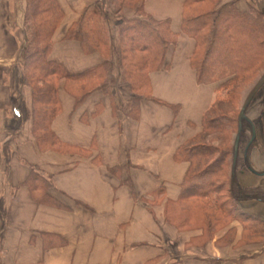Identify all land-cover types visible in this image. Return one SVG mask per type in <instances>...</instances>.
Instances as JSON below:
<instances>
[{
    "label": "crops",
    "instance_id": "obj_1",
    "mask_svg": "<svg viewBox=\"0 0 264 264\" xmlns=\"http://www.w3.org/2000/svg\"><path fill=\"white\" fill-rule=\"evenodd\" d=\"M57 1L64 15L50 59L72 77L104 72L100 79L51 78L56 102L41 104L55 111L48 123L53 138L36 140L31 87L21 81L27 0H0V264H264V240L249 237L256 234L248 220H234L198 243L193 239L203 236L202 228L165 222L166 205L180 200L190 167L177 154L207 135L203 121L217 87L198 82L197 42L182 31L187 0H141L120 9L102 0ZM92 5L108 14L106 54L66 38ZM137 19L153 27L168 23L174 42L162 64V54L142 60L141 42L120 47L122 24ZM91 78L96 81L85 82ZM247 117L251 136L232 175L243 187L264 188V87ZM32 167L51 183L45 201L29 183ZM240 207L264 221V201L248 199ZM229 230L235 234L227 240Z\"/></svg>",
    "mask_w": 264,
    "mask_h": 264
},
{
    "label": "trees",
    "instance_id": "obj_2",
    "mask_svg": "<svg viewBox=\"0 0 264 264\" xmlns=\"http://www.w3.org/2000/svg\"><path fill=\"white\" fill-rule=\"evenodd\" d=\"M140 1L138 3H140ZM186 2L182 31L194 37L197 42V49L192 59V64L196 71L198 82L201 84L221 83L220 86L231 85L239 75L242 74L245 65L248 66L250 60H246L248 56L241 57L243 53H240L243 64L239 65V62L232 59V52L227 50L228 52H226V58L224 60H219V58H217V61L213 62L216 48L222 47L228 43L239 44V42H243L246 46L249 44L255 46L254 48H256L257 51L253 53L259 56L260 52L264 50L263 12L255 8H249L248 11L241 10L237 6L236 1L227 2L219 7H217L219 0H187ZM112 3L117 9L123 8L124 6L135 7L133 1L128 3L127 0H112ZM204 4L208 6L214 4V6H210V9L205 12L198 13L196 10L204 6ZM138 11L141 12L138 15H141V7H139ZM63 15V10L57 0H27L25 16L27 46L23 63V75L26 83H28L33 90V131H35V137L38 140L52 137L48 131V123L55 111L53 108L48 106L45 107L44 104H41L50 101L56 102V88L54 87V83L50 82L51 78H59V80L60 78H65L67 80H82L87 79L88 76L95 75L100 79L104 72V67H100L95 69L93 73L89 71L83 74L73 75L72 77L63 70L59 63L50 59L52 37L56 28L61 23ZM107 16L108 14L101 11L98 5L87 7L80 19L68 29L66 38L79 41L86 52L103 51L105 54L108 53L109 30L105 22ZM162 25L167 27L168 32L163 33L160 31ZM230 26L236 27L237 30H235V28L233 34L230 35L231 38L228 39L227 31H229ZM169 28L166 22H160L153 27L152 24L148 23L146 20L137 19L136 22L125 21L120 31V47H124L126 44L133 45L132 42L140 41L142 44H139V49L147 53L142 60H153L155 62L157 56L162 54L159 60L162 64L164 50L174 42V36H172ZM237 31L240 33V37L235 36L234 32ZM123 58L124 56L121 54V60H123ZM34 75H37V77ZM47 80H49L50 85L45 83ZM92 80L91 78L85 82L92 83L96 81ZM102 87L103 85L101 83L99 85L92 84L90 88H86L83 92L79 91L80 93H76V95L84 97L91 92L90 90ZM80 97H78L79 101ZM36 102H39V104H36ZM215 106L216 105L209 110L203 121V128L207 135L204 136L203 133L200 139L198 138L199 140L195 139L193 143L184 145L179 150L177 157L190 162L187 176L182 184L181 198H195V204H198L204 210H211L206 206L207 201H209L208 203L214 204L211 208H215L213 210L219 212V217H223L224 212L228 216L231 215L230 210L225 211V204L221 200L220 192L223 187H219L221 185L220 182L216 185V182H211V179H209L210 175L213 174V168L215 165L217 167V164H219L216 163L217 158L215 159L216 161H213L208 167L205 169L203 168V170L201 169L200 172L194 176L192 175L195 159H202L206 154L212 153L211 147L204 145L208 137L218 133V131L222 132L221 129H224L225 126L228 125L226 123H229L228 119H223V121H227L226 123L210 119V115L213 113V110H215ZM238 120L237 129L239 127ZM45 127V131H42ZM39 130L40 132L38 134ZM244 135L243 133L240 145L244 143ZM233 159L234 146L232 162ZM244 164L251 169V165L248 161ZM231 180L232 186L229 192L234 200V211L243 218L242 221L248 220V223L251 222L250 225L255 232H264V221L244 213L240 207L241 202L248 199L264 201V188L243 187L239 183L237 177L233 175ZM30 182L33 187L41 186V188L45 190L51 186L49 180L35 167H32L29 178V183ZM46 195L47 193L41 194L38 196V200H44Z\"/></svg>",
    "mask_w": 264,
    "mask_h": 264
},
{
    "label": "rangeland",
    "instance_id": "obj_3",
    "mask_svg": "<svg viewBox=\"0 0 264 264\" xmlns=\"http://www.w3.org/2000/svg\"><path fill=\"white\" fill-rule=\"evenodd\" d=\"M128 3L133 1V4L138 3L140 0H127ZM215 1V0H214ZM236 1L237 6H240L241 10L248 11L249 8H255L257 10H260L264 14V0H219L217 7L223 6V4L227 2H233ZM112 3V0H102V3H104V6L110 5L109 3ZM208 4V3H207ZM207 4H204V6L198 8L196 10L198 13L205 12L208 9H210V6H214V4H210L208 6ZM262 7V10L259 9V7ZM139 7V6H138ZM195 11V12H196ZM196 12V13H197ZM132 14V13H131ZM140 14V13H137ZM264 21V16H263ZM236 27L230 26L229 31H227L228 39L231 38V34H233V31ZM237 30V28L235 29ZM160 31L163 33L168 32L167 27L165 25H162L160 27ZM236 37H240V33L234 32ZM138 42V41H137ZM140 42V41H139ZM255 46L248 45L246 46L245 43L239 42L236 44H226L222 47H217L215 56L213 58V62L217 61V58L219 60L226 58V52L227 50L232 52V59L236 60V62H239L240 64H243L241 61L243 56L247 57L250 60L248 63V66L245 65V68L242 71V74L239 75V77L229 86H220L221 83H214L216 87V97H215V110H213V113L210 115V119H214L216 121H223V119H228L229 123H226L227 121H223L224 123L228 124L225 126L224 129H221L222 132L218 131V133L212 134V136L208 137V140L206 142L207 147H211V154H206L205 157L195 159L194 161V168L192 169V175L194 176L200 170L203 168L205 169L208 167L209 164H211L213 161H216L217 167L213 168V174L210 175L211 182H220L221 185L219 187H223V189L220 192L221 200L225 204V211L230 210L231 215L228 216L224 212L223 217H219V212L213 210L215 208H211L214 206L213 203H208L207 201L206 206L209 207L211 210H204L202 209L198 204H195V198H181L179 201L171 202L166 205L165 213H166V221L171 224L178 225L181 229L187 230L194 228H202L204 230V234L201 238L193 239L195 243H198L200 239L204 240H211L214 238L216 233L221 232V230L226 229L229 225L232 224L234 220H240L242 221L243 218L240 217V215L234 211L233 206V198L230 195V188L232 184V172L233 170V162H232V152H233V146L235 145L236 137L238 134L237 129V120L238 115L240 113V110L243 106V103L245 102L249 92L252 90V88L255 86V84L258 82V80L261 78V76L264 74V50L260 52V55H255L257 49L254 48ZM240 53H243L240 57ZM239 55V56H237ZM25 56V54H24ZM241 61V62H240ZM23 63H24V57H23ZM23 69V67H22ZM37 77V75H34ZM23 83L26 84V80L23 78L21 80ZM47 85L49 84V80L45 81ZM31 87V86H30ZM32 98L33 97V90L31 88ZM34 103V101H33ZM36 104H39V102H36ZM38 109V105H37ZM34 112L32 111V117ZM245 131H244V143H247L249 141V138L251 136V126H249L247 123L245 124ZM39 134V132H38ZM38 140V139H36ZM245 145V144H244ZM222 158V159H221ZM239 160L237 163L239 164ZM35 188H40L41 192L40 194L47 193V190L41 188V186H34ZM218 187V188H219ZM263 188V187H261ZM38 200V199H37ZM40 201V200H38ZM209 205V206H208ZM258 218V217H257ZM261 220V219H260ZM218 221V222H217ZM251 223V222H250ZM218 227V228H217ZM250 233L256 234L254 236H249L253 238V240L263 241L264 236H260V233H257L255 231H250ZM235 232L228 231L226 233V239L229 240V238H232L234 236ZM264 234V233H262ZM198 245V244H197Z\"/></svg>",
    "mask_w": 264,
    "mask_h": 264
},
{
    "label": "water",
    "instance_id": "obj_4",
    "mask_svg": "<svg viewBox=\"0 0 264 264\" xmlns=\"http://www.w3.org/2000/svg\"><path fill=\"white\" fill-rule=\"evenodd\" d=\"M264 86V74L261 76V78L258 80V82L255 84V86L252 88V90L249 92L245 102L243 103V106L240 110L239 113V130H238V135L235 141V154H234V167L236 166L237 163V158H238V150H239V142L241 139V134L244 131V121H248V117L246 115V110L252 100L255 98L257 93L261 90V88Z\"/></svg>",
    "mask_w": 264,
    "mask_h": 264
},
{
    "label": "flooded vegetation",
    "instance_id": "obj_5",
    "mask_svg": "<svg viewBox=\"0 0 264 264\" xmlns=\"http://www.w3.org/2000/svg\"><path fill=\"white\" fill-rule=\"evenodd\" d=\"M241 139H242V134H241ZM241 139H240V140H241ZM236 164H237V163H236Z\"/></svg>",
    "mask_w": 264,
    "mask_h": 264
}]
</instances>
